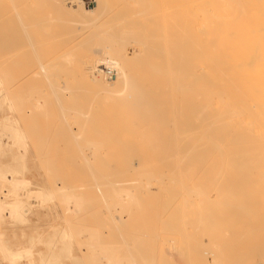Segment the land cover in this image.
<instances>
[{"label":"bare ground","instance_id":"1","mask_svg":"<svg viewBox=\"0 0 264 264\" xmlns=\"http://www.w3.org/2000/svg\"><path fill=\"white\" fill-rule=\"evenodd\" d=\"M30 1L11 0V14L8 9L9 4L8 8L4 7L5 10L1 7L3 4L0 5L3 9L0 8V21L6 17H10V20L12 19L13 21V25L5 29H2V23L0 22V50H4L6 53L9 52V55L13 54L15 57L10 61L8 60L9 63L13 65L19 64L21 56L29 54L31 50L36 51L35 48H41L42 45H45L46 43L41 38H37V35L39 33L44 34L46 30H49L53 39L50 41L48 39V42L52 44V40L55 41V44L53 43L54 48L51 46L53 50L50 49L53 53L49 54V56H53L46 58L44 55L46 59L40 62V58H38L39 60L36 59L38 63L36 64L37 66L35 65L36 68L34 66L35 62L33 63V67L36 70L32 75L30 74L32 72L29 73V78L33 75L46 77L50 84L49 87L51 86L49 90L51 95L46 93V88L48 87L46 84L45 92L42 91V93H45V97H52V94H54L53 97L56 96L58 100L59 96L71 95H69L70 89H72L70 85L72 80L76 79L73 77L75 75L72 76L73 70L72 72L71 70L69 71L68 63L74 58V63L76 62L79 65V69H75L77 72L74 74L78 75V70L79 72L81 71L82 79H84V75L86 77V80L84 79L87 82L86 85L89 83L91 86L93 85L89 81L95 83L104 81V84L107 85V83L110 84L112 78L118 79L117 83H121V86L120 84L118 85L121 88L115 87L117 84L115 80L114 84H116L114 87L117 89H114L111 83L110 85L112 86L109 92L115 95L116 92L114 90H116L117 96L118 94H120L119 96L122 95L119 99L117 97L118 101H122L124 96L126 101L128 99L133 103V105L130 104L132 108H129L131 106L128 104V107L126 104L130 102L127 101L126 103L123 100L126 103L124 105L123 101L120 102L123 106H126L123 108L129 113L127 118H131L130 115L132 116L128 122L129 126L139 128L147 126L148 130L152 131V135H154L148 141L146 147L141 149L144 152H140V154L138 153L140 146L138 148L132 147L130 146L131 142L128 143L129 140H125L126 143L130 144L129 146H127L128 144L126 145L129 151L127 150V153L125 151L124 153L122 152L125 159L123 161L125 171H123L124 169H120L116 173L111 171L110 175L102 173L103 182L98 181L100 178L96 179L93 175L95 179L92 178L94 183H91L95 184L94 186L99 189L97 191L100 194V199L105 207L109 208L108 218L105 222L111 225L108 224L110 229L114 226L116 228L112 229L116 232L118 227L120 228L125 224L124 216L129 213V208H135L140 211L145 207L146 204L143 205L144 202L148 200L146 201L148 203L152 199L153 194L151 199H148V196H146V199L144 195H148L152 185L154 186L155 184L158 193L152 192L157 193L155 196L159 197V199L156 200V197L153 196L154 199L148 203L151 205L150 207L152 209L157 208L156 215L157 213H162L166 216L164 218L169 219L166 222L168 230L169 227L170 229L177 228L184 242L189 238L194 240L192 244L187 245L188 247L184 246L183 243L181 248H178L179 251L177 252H179L178 254L181 257L185 258L186 255L190 254L186 264H264V0H37L38 2L32 0L34 4L36 3L35 7L32 6L33 2ZM35 9H38V12ZM46 26H49V29ZM33 34L36 41L34 38L32 39ZM43 40L46 41L45 39ZM82 48H85V50H81ZM143 50H149L156 55L155 58L159 62L161 61L160 63L158 62L160 65L157 66L158 69L149 71L146 77L147 81H150L151 87L155 84V86H158L156 90L148 89L143 85L137 86L136 82L139 80V76L137 81L135 80L136 78L133 80L134 75L129 71L130 69L128 70L131 60L136 59L138 53ZM81 51L87 54L84 53L83 55L81 53L82 57L77 59L76 53L80 56L79 52ZM4 55L6 56V54ZM9 55L7 57L4 56L3 59H10ZM140 56L138 57L139 60L141 59ZM29 57L31 56L29 55ZM29 57L28 60L23 58L24 61H32L29 60L31 59ZM59 59H62L61 65L57 62ZM6 60L3 63H7L8 61ZM145 60L144 58L143 61ZM149 60L152 61L150 58ZM146 62L148 63V59L143 63L146 64ZM26 63L28 62L24 64ZM4 65L0 66L3 67ZM92 67L105 68L110 70L112 75L110 77L106 76L104 80H101L100 73L92 70ZM150 68L152 67L150 66ZM3 72H0V74L2 73L3 75ZM70 73L72 74L70 75ZM3 77L5 79V74ZM20 78L16 76V80H20ZM2 80L0 77V84L4 82ZM85 81L83 82L85 83ZM97 84L93 85V87L95 86V94L98 93L96 91ZM104 84L102 85L104 86ZM102 85H99L100 88L103 87ZM108 87L106 89H109ZM2 90L5 94L6 90L3 87ZM104 91L105 88H103ZM36 92L38 93V91ZM107 92L108 90H106ZM37 93L34 95V97H37L34 105L45 110L47 107L46 102L42 101ZM98 94L95 97H101ZM107 96L108 99L112 98L108 94L103 99H106ZM50 97H47L48 100H50ZM56 97L54 101H56ZM64 98H61L63 99L62 101H64ZM66 98L70 100L72 96L70 99L69 97ZM74 98L73 103L75 101ZM101 101L104 103L105 100ZM111 102L113 101L110 99L108 103ZM68 105L70 104L68 103ZM68 105L65 106L69 107ZM103 105V107H106L105 104ZM58 108L60 110L59 104ZM64 108L63 112L68 110ZM71 108L74 113L69 111L70 115L71 113L74 115L76 110L77 114L74 115L75 117L72 116L75 118L73 120L75 123L69 122L86 128L85 125L88 123L84 119L89 117L87 111L82 110L81 105L79 107L76 106L77 109ZM128 108L132 109L131 113ZM105 109L107 110V107ZM61 113H58L61 115V117L58 116L60 118L64 114ZM101 113L103 114L102 110ZM94 115L95 113H90V116ZM64 116L67 115L64 114ZM62 119V123L65 122L64 118ZM168 120L170 124H175L170 129L171 133L169 135L162 136L160 128L163 125V121L166 122ZM65 123V125L69 124L67 119ZM177 123L179 124L177 125ZM73 124L65 126L67 132L69 127L72 126L73 128ZM76 128L77 126H75ZM70 131L68 134H70ZM83 131L84 133L86 132L85 129ZM96 131H98V128L95 129ZM74 132L72 129L71 133L76 137ZM6 134L14 142L25 144L24 133L19 127H16L12 132H6ZM72 138L75 139L73 136ZM76 138L80 139L82 137ZM77 139L73 141L76 143L78 142ZM82 141L84 143V140ZM87 141L90 142V140ZM94 142L96 143V140ZM133 143L135 144V140ZM93 144V142H90V145ZM77 145L79 146L78 143H76V147H78ZM90 145V148H85L94 149ZM98 146L101 147L102 145L98 144ZM4 147L5 144L0 137V150ZM80 147L84 150L82 144ZM81 148L78 151H81ZM95 149L97 150L96 145ZM94 150L85 153L86 155H82L83 153L79 152L82 159L84 157L83 163L87 165L86 167H88V164L92 165L90 161L99 155L98 152L100 151ZM74 155L76 156L75 153ZM74 155L71 154V160L73 158L77 160L76 158L80 156L75 158ZM79 158L81 159V157ZM55 159L54 162H56ZM64 161L65 158L62 163ZM83 166H80V168L82 169ZM95 166L93 167L95 168ZM96 168L101 171L98 167ZM74 173L76 174L77 172ZM129 173H132V180ZM74 175H69V178ZM111 175L115 176L111 178ZM125 175H129V178L127 176L125 178ZM132 176L134 177L132 178ZM129 179L131 180L130 182H128ZM75 180L78 181L79 178ZM2 182H4L5 188L2 190V186H0V224L4 222L11 224L23 220L24 213L28 210L25 208L26 201L32 196L36 199H41L43 203H48L54 198H59L62 204H66L68 207H70L71 203H75L76 212L77 210L80 211L82 207L84 208L83 205L87 201L83 195L77 193V186L74 187L69 184L60 185L57 183L53 188L51 187L52 189L42 188L39 191H33L30 180L17 169L7 172L0 170V184ZM103 183L108 185L107 189L110 193L112 192L111 195H114L113 197L109 195L110 193L108 196L99 192L103 188L101 187ZM156 189L154 188L153 190L155 191ZM111 197L115 198V200L113 199L114 202H110L109 199ZM151 202L157 207H154ZM115 204L119 205V207L124 206V209L126 208L125 210L122 209L124 215L120 212L116 214L114 210L112 211L111 208ZM119 207H117V210ZM160 208L164 212L160 210L159 212L158 209ZM135 209H132V211ZM146 209L147 206L144 210L142 209L145 212L139 213L144 215L140 216L142 221L146 216L143 222L139 215L136 218L140 219L138 223L141 225L137 224L140 228L136 227L139 230L144 228L145 224L143 225L142 223H145L146 218L149 219L145 215ZM166 209L171 210V212L173 210V214L170 211L165 212ZM125 211L128 212L125 213ZM132 211L130 212L131 214ZM166 213H169L170 215L168 216L171 218H167ZM131 214L130 217L133 219L134 211L132 216ZM128 218L126 220H130ZM157 220V218L154 219L152 223L149 219V223L151 222L150 224L156 226ZM146 223L148 227L146 230H148L152 225L148 223V220ZM165 230L167 229L163 231ZM131 231L133 233V230ZM127 232L128 234L118 232V236L115 235L117 232L113 233L115 237L110 234L115 239V242L117 237L121 240L118 243L122 244V246L125 245L124 249L117 242L116 244L118 245L114 246L115 242L113 240V245L109 243L110 239L108 241L109 246H101L100 235L92 236L96 240L90 244L91 253L88 258L97 256L99 251V261L93 257L99 264H139L137 262L139 258L142 264H152L151 255L149 256L148 254L147 256L146 251V255L142 254L139 248L142 245L139 244V247L137 245L141 238L146 236L144 232L142 234L145 236L141 237L139 235L141 238L138 239L134 234ZM136 232L138 233V231ZM157 233H160V231ZM126 234L132 239L128 238L129 236ZM155 235L158 234L155 233ZM122 236L124 238L127 236L126 239H131L132 244L136 242V244L134 243L135 247L133 248L131 245V248V243L127 244L124 242L123 240L126 239H123ZM68 237L66 230L63 229L62 238L67 239ZM133 237L135 241H133ZM143 239L145 241V238ZM143 239L142 242H144ZM153 239L158 242V238ZM169 239L170 242L172 238ZM1 241L2 232L0 231ZM167 242L168 238L167 241L164 238V244ZM86 243L88 244V242ZM146 243L149 242L144 244ZM169 246L171 245L169 244ZM3 249L9 259L18 254L24 256V258L27 257V259L30 257L29 260H31L29 249H21L17 253L11 252L5 245ZM169 249L168 253L170 252ZM94 250L95 252L97 251V254ZM122 251L126 261H123L124 257L120 256ZM160 251L162 252V249ZM120 252L121 254H119ZM210 253L213 255L212 262L208 256ZM172 254L168 255L173 256ZM167 262H170L168 264L173 263V261L172 263L171 261Z\"/></svg>","mask_w":264,"mask_h":264},{"label":"rangeland","instance_id":"2","mask_svg":"<svg viewBox=\"0 0 264 264\" xmlns=\"http://www.w3.org/2000/svg\"><path fill=\"white\" fill-rule=\"evenodd\" d=\"M33 1H35V0H33ZM33 1L31 0L30 2H33ZM35 2H38V1L36 0ZM0 3H1L0 5L3 4L1 7L4 10H5L4 7L8 8V4H9L8 9H9V13L11 14V11H12L11 0H0ZM5 3H7V4H5ZM34 5L36 6V3L34 4V2H33L32 6L35 7ZM119 5H121V4H119ZM37 10L38 9H35L36 12H38ZM0 22L2 23L1 24L2 29L11 27L13 25V21H12V19L10 20V17L3 18ZM46 27L48 28L49 26H46ZM147 29H145V30H147ZM47 31H49V30H46V32L44 34H42V33L38 34L37 33L38 34L37 38H39V39L41 38V40L43 42H45L46 44L43 43L45 45H42L43 47L41 46V48H37L38 50L35 48L36 51L31 50V52H29V54L23 55L24 57L21 56V60L19 61V64H16V65L14 64L15 66L13 64L9 63V61L14 57V55L12 53H10L12 55H9L8 54L9 52L6 53L4 50H0V60H2V61H0L1 62L0 65H2V64L4 65L6 63V62L3 63V61H5V59H7L6 61L9 60L6 63V65H4L5 67L0 66L1 67L0 72H3V70H4L3 75L5 74V79L2 75V73L0 74V77L3 79L2 81H4V82H2V84H0V89H1L0 90V133L2 132L0 134V137L2 138V141L5 144V147L0 150V170L4 171V172H7V171L13 170V169H17V170L21 171L23 173V175L30 180V182H31L30 185H31V188L33 191H39L42 188L43 189H52L54 187V185H56L57 183L60 185L69 184V185H72L74 187L77 186V188H78V189L76 188V191L78 190L77 193L83 195L86 198L87 204L85 203L83 205L84 208L82 207V209L80 211L77 210V212H76L75 203L74 204L71 203L73 205L70 204V207H68L66 204L63 205L59 198H54L53 200L49 201L48 203H43V201L41 199H39V198L36 199L34 196L29 198L26 201V205H25L26 206L25 208H27L28 210L24 213L23 220H19L15 223H11V224L5 223V222L0 224V231L2 232V241L0 242L1 243L0 244V264H25V263L26 264H28V263L29 264H99V263H97L99 261V258H98L99 257L98 255H100L99 251L97 254L96 253L97 251L95 252V250H94V252L97 254V256L95 255L96 257L92 256L91 258H88L90 256V253H91L90 244L94 240H96V238L92 237V236H96V234H99L101 246L106 247V246H109V243L112 244V242L115 240L113 238V237H115V235L119 234L120 232L128 234L127 231H129V234H130L132 232L131 230H133V233H131V234H134L135 237L137 236V239L146 235L145 237H143V238H145V241L143 238H141V241H139L140 239L137 240V241H139V243L137 245H138V247L140 246L139 244L142 245L139 247L140 252L142 254H144V255L147 254V256H148V254H149V256L151 255L152 264H168V263H170L167 261H171V263L173 261L172 264H186L187 261L189 260L190 254L186 255L185 258H183L178 254L179 252H177V251H179V249L181 248L183 243H184L183 244L184 246L186 245V247H188L187 245L192 244L194 240L189 238V239H187V241L184 242L183 237L177 228L176 229H173V228L170 229V227H169V230H168V226L166 225V222L169 221V219L164 218L166 216H164V214H162V213H157V215H156L155 212H156L157 208L152 209V207H150L151 205L148 203H150V201L152 199H154L153 196H155L158 193L157 192L158 189H156L155 184H154V186L152 185L149 193L152 191L157 192V193L155 194L152 192L151 194L148 193V195L145 194L144 196L146 199H147L146 196H148V199H151V195L152 194L153 195H152V199L148 203H146V201H148V200L145 199L146 201L144 202L143 205L146 204V206H147V209H146L147 212L145 213V215L148 216L150 221L153 218L158 219L157 222L155 223L156 226L155 225L153 226L152 224H150L151 222L153 223L154 219H153V221H151L149 223V219L146 218V221L148 220V223L150 225H152V227L150 226L149 229L146 230L148 227H147V225H146L147 223L145 221V223H142V224L143 225L145 224L146 228H145V225L144 226L142 225L144 228H142L140 230L137 229V228H140L137 225V224H140V223H138V222H140L139 218H141L142 217L141 215H143V214H139V213H141L146 208V206L143 208L141 207L143 210L141 209L140 211L139 210L137 211L135 208H129L130 209L129 213L125 214V216H124V220L126 222H125V224H123L122 227L117 228V230H116L117 233L114 232V230L112 229V228L115 229L116 227L112 226V228L110 229V227H109L110 224L108 223L109 224L108 225L105 222L108 218L107 216L109 213V211H108L109 208L105 207L104 203L100 199V197H99L100 194L97 191L99 189H97L94 186L95 184H93L94 179L100 178L101 180L98 179V181L103 182L102 177H103L104 173H105L104 175H110L111 171L113 173H116L117 171L119 172L120 169H124L123 171H125V167H124L125 164L123 162L125 159L123 157V153H124V151L127 153L128 149H127L126 145L129 142H131L130 143L131 145L128 144L127 146L130 145L132 147H137V148H138V146H140V150H141L143 147L144 148L146 147L148 141L150 139H152L154 137V135H152V131L148 130L147 126H142L141 128L135 127V126H133V127L129 126L130 124L128 122H129V119L132 118V116L130 115L131 118H127L129 113H128V111H126L125 108H123V107H126L123 105L125 102L127 103V101L130 102L127 104L125 103L128 107L130 104L133 105V103L128 99L126 101L124 96H123V98H124L123 100H125V102L122 99H120V100H122L123 102L118 101L117 97L119 99V97L121 98L122 95L119 96L120 94H118V96H117L116 90H114L116 92L115 95L110 94V92H109L110 87L112 85H113L112 87L114 89H117L118 87L121 86V83H117L118 79L112 78V80L110 81V84L112 83V85H110L108 83H107V85H105L104 81L96 82V83L89 81L93 85H96L98 83L97 84L98 86H96V91H98V93L102 97V98L101 97H98V98L101 100H105L103 103L101 100H99L97 97H95L98 94V93L95 94V86L94 87H93V85L91 86L90 83L86 85L87 82L85 81L86 80L85 75L83 77L85 79L84 80V79H82V76L80 74L81 71L79 72V70H78V75L74 74L77 72V70L75 71V69H79V65L76 62L74 63V61H75L74 58L72 59V61H70L68 63L69 64L68 69H69V71L71 70V72L73 70L74 73L73 74L70 73V75L72 74V76L73 75L77 76V77H75V76H73V77L76 80H78V82H76V80H72V82H71V79H70V82H71L70 86L72 89H70L71 91H70L69 95L70 94L71 95L70 96L65 95L62 97L59 96L58 97L59 101L57 100L56 96L53 97L54 94H52L53 98L50 96L45 97V93H42V91L45 92L44 89L47 87L46 84L48 85V87H47L48 90L46 88V93H47V95H51V92H49L51 86L49 87L50 84H49L48 80L46 79V77L44 78L42 76L33 75L29 78V75L30 74L32 75L33 72L36 70L35 69L37 66L36 64H38L36 59L39 60L38 58H40L41 60H39V62L44 61L49 56V54L53 53L51 51V50H53V49H51V46H52V48H54L55 41L52 40L54 44L53 43L51 44V42H48V39L50 41L51 39H53V37L51 36V31H49V32H47ZM147 31H149V30H147ZM48 35H50V36H48ZM34 36L35 35L33 34L32 39L34 38V40H35L36 38ZM46 37H48V38H46ZM43 39H45L46 41H44ZM38 41H40V40H38ZM81 50H85V48H82ZM79 53H80V56L78 55V53H76L77 59H79V57H82V54L84 55V53H86V52L82 53V51H81ZM140 53H142L143 55ZM140 53H138V57L141 55L140 56L141 59L139 60V58L137 56H136V59L134 58L135 60L132 59L130 65L128 66L129 67L128 70L130 69L129 71L133 73V75H134L133 80L135 78H136L135 79L136 81L139 79L136 82L137 86L143 85L148 89L152 88V89L156 90L158 86H155L156 85L155 84L153 87H151V85L149 83L150 81L148 82L147 81L148 79L146 77L149 74V71H155L156 69H158L157 66H160L158 64L159 61L157 58H155L156 55L152 54L149 50H143ZM4 54H6V56ZM7 55H9L10 59H8V58L3 59V57L4 56L7 57ZM29 55L31 57H29ZM44 55L46 58H44ZM19 56H17V57H19ZM50 56H53V55H50ZM50 56H49V58H50ZM142 56L146 60L148 59V63L150 62L151 64L150 63L148 64L146 62V64H147L146 65L145 63H143L146 60L143 61L144 58ZM28 57L31 58L29 60H32V61H24V59L28 60ZM42 57H43V59H42ZM149 58L152 61H150ZM22 59H23V61H22ZM23 62L24 63L28 62V63L24 64ZM34 62H35L34 66L36 65L35 68L33 67ZM57 62H59V64L61 65L62 59H59V61H57ZM29 63H30V65H28ZM18 65L19 66L22 65L21 66L22 69L20 68L21 70L18 69V67H19ZM24 65H26L27 67ZM148 65H149V67H148ZM150 66L152 68H150ZM153 66H154V68H153ZM143 67H145V68L143 69ZM29 68H31V69H29ZM32 69H34V70L31 71ZM91 69L100 73L101 80H104V78L106 76L110 77V75H112V72L110 70L105 69V68L101 69L100 67H92ZM139 70H140V72H139ZM30 72H32V73H30ZM17 74H19V75H17ZM27 74H28V76H27ZM16 76L19 78L21 77L22 79L20 78V80L19 79L16 80ZM138 76H139V78L137 79ZM141 76H142V78H140ZM10 80H11V82H10ZM21 80H23V81L21 82ZM80 80H82V81H80ZM87 80H88V78H87ZM115 80L117 83V84L115 83L116 86L114 84ZM19 81H20V83H18ZM83 81H85V83ZM46 82H48V83H46ZM147 82H148V84H147ZM153 82H154V78H153ZM72 83H73V85H72ZM99 83L104 84L105 87ZM141 83H143V84H141ZM119 84H120V86H118ZM75 85L77 88L75 87ZM77 85H79V86H77ZM85 85H86V87H85ZM99 85H102L103 87L100 88ZM107 86H109L108 87L109 89H106ZM114 86L117 88H115ZM2 87L4 90H6L5 94H4V91L2 90ZM73 87H75V88H73ZM78 88H82V89H84V91H82V89L78 90ZM97 88H99L100 90L102 89L101 90L102 94H101L100 90ZM103 88H105L104 92L106 95L109 94V97L111 95L112 98H110V99L113 102L108 103V101L110 102V99H108V96L106 98L107 102H106V99H103L106 96L103 92ZM93 89H94V91H93ZM85 90H86V92H85ZM89 90H90V92H89ZM106 90H108V92H107L108 94L106 93ZM36 91H38V93ZM35 92L41 97L42 101L46 102L47 107L45 110H42L41 108H38V107H36V105H34V103L36 101L35 98H37V97H34V95L36 94ZM48 92H49V94H48ZM33 93H35V94H33ZM40 93H42L41 94L42 96L40 95ZM111 93H113V92L111 91ZM99 94H98V96H99ZM103 95H105V96L103 97ZM29 96H30V99H29ZM71 96H72V99H70ZM73 96L76 98H74ZM33 97H34V99H33ZM47 97H50L49 98L50 100H48ZM55 97H56L55 100L57 102L54 101ZM63 97H65L64 101H62L63 99H61ZM66 97H69L70 100H67ZM73 98L75 100L74 103H73ZM97 99L99 100V102ZM100 101H101L102 105L100 104ZM58 102L62 103V105H60V103H58ZM70 102L73 104H71ZM120 102H122L123 105ZM68 103L70 105H68ZM58 104H59V107H60V110L62 113L60 112V110L58 108ZM64 104L66 106L68 105L70 108L66 107ZM103 104H105V105L107 104L106 105L107 110L105 109L106 107H103L104 106ZM80 105L82 107V110H85V112L87 111V114H89L88 115L89 117H85L86 119H84V121H87L88 124L85 125L86 128H83L77 124L74 125L72 123L73 128H72V126L69 127V130L67 132V130L65 129V126L67 127V126L72 125L70 122H74L73 120H75V118H73V117H75L74 115L77 114V112H76L77 110L75 111V109H77L76 106L79 107ZM93 105H94V107H93ZM61 107H63V108L65 107L64 109H68V110H66V111L64 110V112H63V108L61 109ZM71 107L75 108L74 109V111H75L74 115H73L74 112H73V110H71L72 109ZM129 108H132V106ZM101 110L103 111V114L101 113ZM69 111L73 112V113H71V115H70ZM131 111H132V109L129 112L131 113ZM58 113H61V114L64 113L65 115H67L68 117L64 116V114H63L62 118H64L65 122L67 119V121L70 125L69 124L65 125L66 124L65 122L62 123L63 119L60 118L61 115ZM68 113L71 117L72 116L73 117L71 118L68 115ZM90 113H95V115L90 116ZM58 116H60V117H58ZM107 116H109V117H107ZM57 117L60 119H58ZM69 117L71 118V120ZM117 119H119V120H117ZM169 120L166 122L163 121V125L160 128L162 130V133H161L162 136L169 135L171 133L170 129L173 128V126L175 124V123L170 124ZM124 122H125V126L128 125L129 127H125ZM178 124L179 123H177V125ZM75 126H77L76 129H75ZM16 127H19L23 131L24 136H25V138H24L25 144H23L21 142L16 143V142H14V140L12 138L7 136L6 132H12ZM4 128H6V129H4ZM71 128L73 129V132L75 131L74 133H75L76 137H79V138L82 137V138L77 139L74 136V134L71 133V131H72ZM96 128H98V131L95 132ZM84 129L86 130L85 133L83 131ZM69 131H70V134H68ZM4 134H5V136H4ZM69 135H71V136H69ZM72 136L75 139H77L78 142H76V143L79 144V146L77 145L78 147H76V143L74 142L75 139H73ZM89 137H90V139H89ZM124 137H126V138H124ZM58 138H59V140H58ZM133 138L135 140V144L133 143L134 142V140H132ZM81 139L84 140V143ZM87 140H90L91 143L93 142L96 145L97 150H99L101 147L103 149L101 148L99 150L100 152H98L95 149V145L94 144L90 145V142H88ZM93 140L94 141L96 140V143ZM119 140H121V141H119ZM125 140L126 141L129 140L128 143H126ZM85 141L91 146V148L95 149V150L94 149H91V150L97 151L99 153V155L96 157L97 160L98 159L99 160L97 161L96 158H93L90 161V164H92V165L88 164V167H86L87 165H85L83 163L84 157L82 159V156L79 153V152H82L83 153L82 155H86L85 153L92 152L90 149H88L90 147ZM114 141H117V142H114ZM100 142H102V143H100ZM97 143L99 145L101 144L102 146L99 147ZM81 144H82V147L84 148V150H82V148L80 147ZM45 145H47V146H45ZM123 145H124V147H123ZM85 147H88V148H85ZM98 147H99V149H98ZM125 147H126V149H125ZM6 148H7V150H6ZM51 148H53V149H51ZM80 148H81V151H78V149L80 150ZM86 150H87V152H86ZM140 150L138 151L139 154H140V152L141 153L144 152V150H143V152H142V150L141 151ZM76 151L79 153L80 156L77 155L78 153ZM97 152H94V153H97ZM108 152H109V154H108ZM74 153L76 154L77 157L78 156L81 157V159L79 157L76 158ZM71 154L74 155L77 160H75L73 158L74 156L72 157L73 159L71 160L70 159ZM102 154H103V156H102ZM120 154H122V155L119 156ZM53 156H54V158H53ZM64 158H65V161H67L66 163H65V161H64V163H62ZM54 159L56 162H54ZM94 160H96V161H94ZM119 161H120V163H119ZM59 163H60V165H59ZM80 164L84 165L82 169L80 168V166L82 167V165H80ZM95 164H96V166H95ZM74 165H75V167H74ZM69 166L72 167L70 170H69V168H70ZM76 166H78V167H76ZM90 166H92V167H90ZM93 166H95V168ZM136 166H138V165H136ZM84 167H86V168H84ZM96 167L101 169V171L97 170ZM83 170H84L85 174H84ZM86 170L91 171V173H89V171H86ZM97 171H98V173H97ZM123 171H122V173H123ZM50 172H52V173L50 174ZM69 172H70V174H69ZM72 172H73V174H72ZM74 172H77V173L75 174ZM69 175L70 176L74 175V176L71 177L72 178L71 179V178H69L70 177ZM86 175H88V176H86ZM93 175L95 178L93 177ZM131 175H132V173L130 174V179H131ZM114 176L111 175L110 177L113 178ZM126 176L128 177L129 175H125V178H127ZM133 177L134 176H132V178ZM77 178H79L80 181L79 180L76 181L75 179H77ZM92 178H94V179H92ZM130 179L128 182H130L132 180V179L131 180ZM70 181H72V182L69 183ZM77 182H79V183H77ZM91 182H93V183H91ZM83 183L85 184V186L86 185L87 186L85 187ZM106 185H104V183H103V186H101V187H103L102 190L99 191L101 194L108 195L110 193L107 189L108 185L107 186ZM0 186H2L1 189L4 190V188H5L4 182H2L0 184ZM79 188H81V189H79ZM82 188L85 190H83ZM154 188L156 189L155 191L153 190ZM97 193H98V195H97ZM111 194H112V192L109 195H111ZM161 195H164V194H161ZM111 196L113 197L114 195H111ZM91 197H93V198H91ZM112 197L109 199L110 202H112V201L114 202V200H115V198H112ZM155 197H156L155 198L156 200L159 199V197H157V196H155ZM160 197H162V196H160ZM93 199H94V201H92ZM156 200H155V202H157ZM88 202H93L95 204H93V203L89 204ZM152 203L153 202H151V204ZM115 205L113 206V208H111L112 211L114 210V213L117 214L118 212H120L122 215H124L123 210H125L126 208L124 209V206H122V205H121L122 207H119V205H116L117 207H119L117 210V207ZM154 207H157V206L155 205ZM104 208H105V211H104ZM119 209H120V211H119ZM132 209L136 210V211L133 210L134 214H133ZM151 209L154 210L153 212L155 214L152 212ZM159 210L161 211V208L158 209V211ZM71 211L72 212L74 211V212L72 213ZM131 211H132V214L134 215L133 219H135V220L131 219L132 217H130ZM166 211L167 212L170 211V213L173 214V210L171 212V210L166 209L165 212ZM126 212H128V211H125V213ZM143 212H145V211H143ZM74 214H76V215H74ZM132 214H131V216H132ZM126 215H128V216H126ZM138 215H139V218L136 219L138 217ZM153 215H155L156 218H155V216L153 217ZM168 215H170V214L169 213L167 214V218L170 217ZM85 217H86V219H85ZM145 217L143 218V221L145 220ZM127 218L130 220H126ZM141 221H142V218H141ZM158 222H160V223L158 224ZM123 223H124V221H123ZM160 224H163V225H160ZM120 225H122V224H120ZM127 227H128V229H127ZM162 227L164 229H167V230L163 231L164 229L162 230ZM63 229L66 230V233L69 236L67 239L62 238ZM111 230H113V231H111ZM145 230L147 233L145 232ZM150 230H153V231H150ZM135 231H138V233L136 232L138 235L135 233ZM159 231H160V233H157ZM143 232L145 235L142 234ZM102 233H103V235H102ZM113 233H116V234L114 235ZM155 233L158 235H155ZM110 234H113L112 235L113 237L110 236ZM139 235L141 237H139ZM90 236H91V238H90ZM127 236H129V235H127ZM126 237L125 238L123 237V239H126ZM149 237H151V238L149 239ZM152 237L155 239L158 238L157 239L158 242H156ZM128 238L132 239V237H130V236ZM128 238L126 239L128 241L123 240L122 238L121 239L124 242H126L127 244L131 243L130 247L132 248V246H133V248H134L136 242H134L135 244L134 243L132 244V240L131 239L129 240ZM164 238L166 241L168 238V242H167L168 244L165 243L166 245L164 244ZM169 238H172L170 242H169V240H170ZM109 239H110V242L108 243ZM117 239H116L117 243H118V241L119 242L121 241V240H119L118 237H117ZM133 239H134L133 241H135L134 237H133ZM142 239L144 242H142ZM149 240H151V241H149ZM172 240H173V242H172ZM86 242H88V244ZM116 242H115V244L113 243L114 246H117L118 244L120 245V243L116 244ZM124 242H122V243H124ZM145 242H149V243L144 244ZM155 242H156V245H155ZM171 242L173 245L171 244ZM169 244L171 246H169ZM4 245L6 247H8L9 250L13 253H17L21 249H29L31 260H29L30 257H28V259H27V257L24 258V256H21L18 254H16V256H14L12 259L7 258L8 255L3 249ZM120 246L123 249L126 247L125 245L122 246V244ZM145 246H146V248H144ZM169 247H170V249H169ZM154 248H157V249H154ZM160 249H162V252L160 251ZM168 249L173 254L170 252L168 253ZM145 251H146V254H145ZM155 251L157 254L155 253ZM119 254H121V252ZM168 254H172L173 256L168 255ZM120 256L124 257L123 251H122V255H120ZM208 256L210 257V261L212 262L213 261V259H212L213 255L210 253ZM93 257L95 258V260H98V261H95ZM123 257H121V258H123ZM96 258H98V259H96ZM139 260H140V258L137 260V262L139 264H142V263H140ZM123 261H126L125 257H124Z\"/></svg>","mask_w":264,"mask_h":264}]
</instances>
